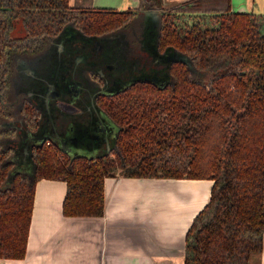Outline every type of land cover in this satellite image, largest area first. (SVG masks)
Instances as JSON below:
<instances>
[{"label":"trees","instance_id":"obj_1","mask_svg":"<svg viewBox=\"0 0 264 264\" xmlns=\"http://www.w3.org/2000/svg\"><path fill=\"white\" fill-rule=\"evenodd\" d=\"M92 0H0V259L23 258L36 182L59 179L62 212L104 213L103 181L126 177L208 179L209 200L185 234L183 264H260L264 230V14L235 12L230 0H188L164 7L138 0L126 10ZM158 14L156 50L176 55L162 84L95 97L118 128L113 147L71 156L51 140L28 148L31 171L14 160L17 124L41 131L42 109L16 85L17 61L51 40L79 32L103 38L140 31ZM16 32H20L17 34ZM118 172V173H117Z\"/></svg>","mask_w":264,"mask_h":264},{"label":"crops","instance_id":"obj_2","mask_svg":"<svg viewBox=\"0 0 264 264\" xmlns=\"http://www.w3.org/2000/svg\"><path fill=\"white\" fill-rule=\"evenodd\" d=\"M184 1L188 0H162V4L169 7ZM137 5L138 0H120L110 8ZM230 6L235 12L264 14V0H230ZM211 186L208 179L116 174L104 178L102 215L70 216L62 212L65 182L41 178L34 188L25 256L0 262L183 264L186 231L209 200ZM260 264H264V230Z\"/></svg>","mask_w":264,"mask_h":264},{"label":"rangeland","instance_id":"obj_3","mask_svg":"<svg viewBox=\"0 0 264 264\" xmlns=\"http://www.w3.org/2000/svg\"><path fill=\"white\" fill-rule=\"evenodd\" d=\"M119 1L95 0L94 6L110 8L112 5L117 6ZM70 4L72 5V0H70ZM130 7L125 9L113 7L112 9L122 11ZM158 26V14L152 10L143 14L140 31L136 29H131L129 32L119 31L99 40L75 32L73 35H63L57 38L58 42L63 44L62 48L47 49L32 61H29L30 59L17 61L16 83L18 81L20 85L21 82H27L31 90L33 89L32 91L37 94L35 98L38 102L42 100L39 95L40 91L46 92L53 87L61 92L57 101L59 105H49L43 109L41 126L55 140L61 144L62 141L65 142L69 154L97 156L113 146L117 126L105 118L106 132L94 131L89 124L90 121L97 117L102 118V116L92 110L90 104L88 106L82 101L85 98L84 93H86L84 89H88V94H91L94 90L92 87L97 83L98 79L92 78V73L96 75L102 73L100 77L101 79L108 78L107 84H112V78L124 81L155 77L156 79H168L167 65L176 55L167 54V57L160 56L159 58V54H157L155 58ZM74 56L80 57L77 63ZM28 61L31 63L28 64ZM95 61L101 62V66L96 69L92 67V63ZM109 64L116 68L107 71ZM97 69H99V74H97ZM104 71L108 73L104 74ZM72 80H76L80 84L82 91L71 103L66 100V97L71 95L67 84ZM17 128L19 139L14 142L17 149L14 160L19 163V170L29 172L32 169L28 156L31 141L29 137L31 136L26 133L21 124H17ZM90 130L97 136L89 137L87 133Z\"/></svg>","mask_w":264,"mask_h":264},{"label":"flooded vegetation","instance_id":"obj_4","mask_svg":"<svg viewBox=\"0 0 264 264\" xmlns=\"http://www.w3.org/2000/svg\"><path fill=\"white\" fill-rule=\"evenodd\" d=\"M104 38L105 37H103V38H96L94 40H99V39H104ZM57 42H58L57 39L51 40L50 43L48 44L47 48L44 50V52L47 49L48 50H51L53 48H59V47L62 48L63 47V44L60 43V42H58V43ZM97 48H98V46H97ZM155 51H156V54H157L156 48H155ZM74 57H75L76 63H77L80 60V57L79 56H74ZM32 60H34V59H30L29 61H32ZM29 61H28V64L31 63ZM92 65H93L92 67L94 69H96L98 66H101V62H99V61L96 62L95 61V62L92 63ZM114 68H116V67H112V64H109L106 70L107 71L108 70L111 71ZM98 70L99 69H97V74H99L98 73ZM103 73L104 74H107L108 72H105L104 71ZM101 74L102 73H100V75ZM100 75H96V74L92 73V76L91 77L92 78H95L96 77L99 81L97 80L96 81L97 82L96 85H94L92 87V88H94V90L92 91L91 94H88V92H87L88 89H86V88L84 89L86 93H84L85 98L82 100L86 105L88 104V106H89V104H90L93 107L92 110H95L97 112H98V109H99L98 106H97L98 104L95 101H91L95 97H100V96L101 97H104V95H114V94H116V93H118L120 91L121 92L124 91L125 89H130V88H132L131 84L134 83V82H136V81L143 80V81L150 82V83L156 85V84H162L163 83V80H164V79H156V77L155 78L133 79V80H129V81L117 80V78H112L113 79L112 84H109V83L107 84L108 78L107 79L106 78L105 79H101ZM16 85L18 87H22L23 89L24 88H28L29 89V91H27V97L30 98V97L34 96V93H33L34 91L32 92L33 89L31 90V88H30V86L28 85L27 82H24V83L21 82L20 85H19V83L17 81ZM67 86H68V89L70 90L71 95L70 94L67 95L66 100L67 101H70L72 103L75 100L74 98H77V96L79 95V92L82 91V88H80V84L76 80L70 81L69 84H67ZM47 93H49L50 96L48 98H45V95ZM40 94H42V96H43L42 100L40 102H38V100H36L35 102H36L37 106L42 109V113H43V109L47 108L49 105H52V106L59 105V103H57V101H58V98L61 96V92H58L53 87H51V89H49L46 92L45 91H40ZM56 94H58V95L55 96ZM85 99H88V100H85ZM89 124L92 126L93 130L96 131V132H99V133H105L106 132V129H105L106 127H104V121H102V118L97 117V119H95L93 121L91 120ZM41 129L43 130V127L42 126H41ZM117 130H118V128H117ZM117 130H116V132H117ZM44 134L46 135L47 138L51 139L58 146V148L60 149V151H62L63 153L69 154L67 152L68 151V148L64 144L65 142L62 141V144H61L58 140H55L52 135L50 136L47 133H44ZM87 135L89 137H95L96 134L93 131L90 130V131H88ZM115 136H116V133H115ZM115 136H114V139H115ZM30 140H31L30 144L32 143V144L37 145L38 142H39V141L33 140L32 137H31ZM113 144H114V140H113ZM70 155L72 156V155H76V154H70Z\"/></svg>","mask_w":264,"mask_h":264},{"label":"water","instance_id":"obj_5","mask_svg":"<svg viewBox=\"0 0 264 264\" xmlns=\"http://www.w3.org/2000/svg\"><path fill=\"white\" fill-rule=\"evenodd\" d=\"M157 54H155V58H156ZM159 58H160V55H159ZM159 61V60H158ZM39 95L43 98L42 94L39 93ZM58 94H56L55 96H57ZM50 96L49 93H47L45 95V98H48ZM91 101H94V99H92ZM93 108V107H92ZM95 109V108H94ZM98 109V108H97ZM98 113L102 116V121H105V116L99 111L98 109ZM107 119V118H106ZM26 133H29V132H26ZM46 133L44 130L41 129V131L39 133H36V135L32 134V133H29V135L33 138V140L35 141H39L37 146H41L42 143L47 140L48 138L46 137V135L44 134ZM31 137H29L31 139ZM31 142V141H30ZM32 145V143L30 144ZM35 145V144H34ZM30 147V146H29ZM107 152V151H106ZM70 155V154H69ZM79 154H76V155H72V156H77ZM86 156V155H84ZM0 264H2V262H0Z\"/></svg>","mask_w":264,"mask_h":264}]
</instances>
